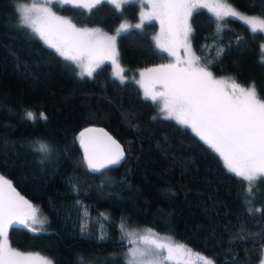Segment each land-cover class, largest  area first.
<instances>
[{"label":"trees","instance_id":"1","mask_svg":"<svg viewBox=\"0 0 264 264\" xmlns=\"http://www.w3.org/2000/svg\"><path fill=\"white\" fill-rule=\"evenodd\" d=\"M30 1L0 0V176L46 223L39 233L9 226L10 245L37 251L52 264H127L125 225L135 232L150 228L165 235L163 243L183 245L168 264H258L264 179L247 197V183L210 146L163 116L136 82L115 79L110 64L81 76L77 64L17 26L16 7ZM226 1L264 19V0ZM51 8L75 26L105 32L137 20L139 12L135 1L121 8L104 2L91 11L56 3ZM190 26L191 47L203 67L216 77L254 84L264 99V33L238 18L217 21L205 8L193 11ZM157 29L150 21L117 37L128 76L170 61L152 38ZM28 111L34 121L24 118ZM91 126H103L121 144L118 164L88 167L79 142L81 130ZM40 143L49 146L48 154L38 150Z\"/></svg>","mask_w":264,"mask_h":264},{"label":"snow or ice","instance_id":"2","mask_svg":"<svg viewBox=\"0 0 264 264\" xmlns=\"http://www.w3.org/2000/svg\"><path fill=\"white\" fill-rule=\"evenodd\" d=\"M106 0H32L30 4L21 3L16 7L18 13V27L27 29L39 37L49 48L55 50L66 61H71L81 67V76L91 77L105 59L117 65L116 76L121 81L123 69L117 64L116 39L117 36H108L99 30L79 29L71 20L57 16L52 11L54 3L73 5L77 8L93 10ZM108 3L120 7L127 0H107ZM153 11L144 17L160 20L162 30L167 23V31L172 41L178 46H184L190 52V58L183 68L177 65H161L159 68L147 69L153 74L152 83H160L165 91L155 92L142 79L137 83L144 86V97L152 101L162 100V112L166 118L175 119L177 123L189 126L193 132L223 158L227 170L237 178L247 183L246 196H254L253 188L257 182L264 179V99L257 95L255 85L247 88L233 82L231 91L225 90L222 80L213 77L211 71L205 67H198L200 57L191 52L187 44L192 32L188 23L193 10L207 7L202 0H149ZM217 21L227 17H235L250 27L252 32H264V19L245 16L227 4H217L213 9ZM137 24L134 27L140 28ZM132 25L121 24L117 35L126 31ZM157 47L175 56V48L166 47L159 38ZM209 63H212L209 61ZM25 119L35 120L33 112L25 113ZM41 119H46L43 113ZM95 129H85L80 133V142L84 146L85 158L88 167L94 171L109 164H118L124 158V149L121 145L107 137L105 161L95 159L96 152L89 150L85 142L87 133ZM103 131V130H99ZM107 136V134H104ZM38 150L48 154L50 148L45 143L38 145ZM7 189V192L5 191ZM250 211H252L250 209ZM259 211V210H257ZM38 210L28 201L16 193L11 182L0 176V264H52V261L42 257L39 253H22L12 249L7 240V229L14 222L20 223L33 233L44 231L45 219L38 217ZM39 225V227H37ZM126 236H136L131 243L127 264H166L172 259L174 251H179L183 245H171L158 240L151 229L143 234L128 231L121 225ZM164 251L168 255L163 256ZM201 259H205L201 257ZM206 264H212L206 260Z\"/></svg>","mask_w":264,"mask_h":264},{"label":"rangeland","instance_id":"3","mask_svg":"<svg viewBox=\"0 0 264 264\" xmlns=\"http://www.w3.org/2000/svg\"><path fill=\"white\" fill-rule=\"evenodd\" d=\"M130 1H135V2L138 4V7H139V12H138V16H137L138 19H137V20H134V21H132V20H129V21H128V20H123V21H121V22L118 24V26L115 28V30H114L113 32H105V31L100 30V29H98V28L96 29V28H93V27H87V26H86V27H78V26H76V27L79 28V29H92V30H99L101 33L106 34V35H108V36H117V37H118L119 35H117V29L120 27L121 24L132 25L133 27H130V28H136V27H134V26L137 25V24L143 25V23H145V22L155 21V22L157 23V27H158V29H157L156 33L153 34L152 38L154 39V42H155L156 47H157L156 40H157V38H159V40H160L161 43L165 44L166 47H168V46H172V47H174V48H175V52H176V55H175V56H172V55L169 54V52L164 51L163 49L157 47V49H159L161 52H162V51L165 52V53L169 56L170 61H169L168 63H166V64H163V65H164V66H167V65H177V67H180V68L185 67V66H186V61L190 58V52H186L184 46H178V45H176V44L172 41V39H171V37L169 36L168 31H167V23H165L164 29L162 30L161 23H160V20H159V19H156L155 17H153V18L150 19V20L144 18V17H147V15L153 11L152 4L149 2V0H127V2L121 3V5H120L119 8H121V6H122L123 4L128 3V2H130ZM31 2H32V0H31L28 4H30ZM106 2H107V0H106ZM202 2L205 3V4H207V7H200V8H205L206 10H208V11H209L211 14H213V15H214L213 9H215V8H216V5L219 3V4H227L228 6H230L231 8H234L236 11H238L239 13H241V14H243V15H245V16H248V17H254V16H251V15H249V14H247V13H242V12L239 11L236 7H234L232 4L228 3L226 0H202ZM114 6H115V5H114ZM115 7H116V6H115ZM116 8H117V7H116ZM196 9H199V8H196ZM196 9H194V10H196ZM194 10H193V11H194ZM53 12H55V11H53ZM55 13H56V12H55ZM56 15H57V16H60V17H64V18L69 19L66 15L63 16V15H60V14H58V13H56ZM191 16H192V15H191ZM191 16H190L189 19H188V23H189V24H190ZM233 18H235V17H233ZM255 18H256V17H255ZM257 19H260V18L257 17ZM71 22H72V21H71ZM242 22H243V21H242ZM243 23H244V22H243ZM72 24H73V23H72ZM249 28H250V27H249ZM127 30H129V29H127ZM127 30H126V31H127ZM124 32H125V31H124ZM122 33H123V32H122ZM262 33H264V32H262ZM120 34H121V33H120ZM38 38H39V37H38ZM40 40H41V39H40ZM41 41H42V40H41ZM42 42H43V41H42ZM43 43H44V42H43ZM116 44H117V40H116V42H115V45H116ZM187 44L190 46L191 52H193V47H191V37H190V35H189V39H188ZM53 50H54V49H53ZM54 51H55V50H54ZM263 51H264V46H263ZM116 52H117V51H116ZM117 54H118V52H117ZM116 60H117V64L119 65V67L123 69V73H122V75L125 77V79H124L123 81H126V80H133L134 82L137 83V81H140V80L142 79V77L140 76V73H141V72H145V75H144V77H143L144 84H146L148 87H150V88H151L153 91H155V92H163V91H165V89H164V87H163L162 84H160V83L153 84V83H152V76H153V74L146 72L147 69L159 68L161 65H160V66H152L151 68H144V69H142L141 71L137 72L136 74H132L131 76H128V75L126 74V72H124V68H123V66L121 65V62L118 60V55L116 56ZM105 63L111 65V72H112V74H113V77H114L115 79H117L118 81L121 82V80L119 79V77L116 76L117 65H116V64H113L112 61L109 60V59H105V60L103 61L102 64H105ZM102 64H100V65H102ZM197 66H198V67H203L199 62H198V65H197ZM79 69H80V73H81V71H82L81 67H79ZM207 70L210 71L208 68H207ZM85 76H87V75L85 74ZM213 77H214L215 79H217V80H222V81H224L225 83L222 85V87H223L225 90H227V91H231V86H232L233 82H235L236 84H239V83H237L236 80H235L233 77H231L230 75H227V76H217V77L213 75ZM137 84L139 85V87H140V89H141V92H143V96H144V86H143L142 84H139V83H137ZM239 85L242 86V87H245V88L251 86L250 84H249L248 86H244V85H241V84H239ZM150 100H151V99H150ZM151 101H152V100H151ZM152 102H154V101H152ZM155 102H156L157 105H158L159 112H160L163 116H166V113L161 111V109L163 108V101H162V100H157V101H155ZM173 120L176 122L175 119H173ZM183 126H185V125H183ZM185 127H186V128L188 127V128L192 131V129H191L189 126H185ZM192 132H193V131H192ZM193 133H195V132H193ZM203 142H204V141H203ZM204 143H205V142H204ZM207 145H208V144H207ZM208 146H209V145H208ZM212 150H213L215 153H217L214 149H212ZM217 154L219 155V153H217ZM219 157L221 158V160H222V162H223V158H222L220 155H219ZM223 163H224V162H223ZM19 196H20V195H19ZM149 229H150V228H149ZM145 230H148V229H143V230L138 231V232H136V233H137V234H143ZM151 231L155 234V236H156V238H157L158 240H160L161 242H165V241H164V240H165V235H163V234H161V233L159 234V233H157L155 230H152V229H151ZM7 232H9V227H8V229H7ZM7 240H8V244H9V246H10L12 249H14V250H17V251L22 252V253H25V254H28V253H33V254H35V253H39V252H37V251H33V250H32V251H23V250L20 251V250L16 249L15 247H12V245H10V240H9V237H8V236H7ZM129 240H130V242L136 240V236H131V237H129ZM135 246H136L135 244L130 243L129 246H128V248H127L126 253H128V250H129L130 247H135ZM39 254H40V253H39ZM40 255H41L42 257H45V258H47L48 260H50V259H49L48 257H46L45 255H42V254H40ZM127 260H128V256H127L126 262H127ZM166 264H168V263L166 262ZM258 264H264V251H263V253H262V259L260 260V262H259Z\"/></svg>","mask_w":264,"mask_h":264},{"label":"water","instance_id":"4","mask_svg":"<svg viewBox=\"0 0 264 264\" xmlns=\"http://www.w3.org/2000/svg\"><path fill=\"white\" fill-rule=\"evenodd\" d=\"M85 129H95V130H97L95 132L87 133L84 139H85V142L89 145L90 152L93 149H95V152H96L95 159L98 162L106 163L104 157H105V148H106V145L108 144L107 137L110 136L112 139H114L117 142H118V140L114 136H111L109 134V132L103 126L102 127H100V126H91V127L85 128ZM85 129L81 130V132H84ZM99 130H103V131L101 132ZM105 133L107 134V136L104 135ZM79 147L82 149L83 155H84V159L86 160V163L88 165V161L85 158L84 146L81 144V142H79ZM109 165H111V164H109ZM99 170H101V168ZM5 191L7 192V189H5ZM11 226L16 227V228H21V227L22 228L23 227L26 228L24 225H22L20 223H17V222H14Z\"/></svg>","mask_w":264,"mask_h":264}]
</instances>
